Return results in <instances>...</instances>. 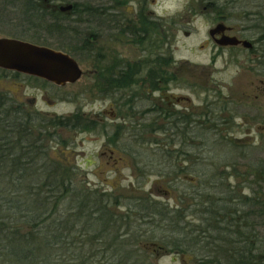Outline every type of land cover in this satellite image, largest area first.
<instances>
[{
    "label": "flooded vegetation",
    "instance_id": "af4514ba",
    "mask_svg": "<svg viewBox=\"0 0 264 264\" xmlns=\"http://www.w3.org/2000/svg\"><path fill=\"white\" fill-rule=\"evenodd\" d=\"M103 1L98 6L73 3L70 10L64 9L69 4L56 3L49 7L52 14L43 17L52 19L53 32L43 30L38 41L25 40L72 57L82 71L77 81L57 84L0 68L1 76L16 80L20 98L10 90L0 91L14 99L26 122L35 121L34 138L41 132L49 136L47 154L69 173L71 186L100 194L99 202L118 219H160L158 210H181L186 226L181 241L189 249L193 231L187 221L203 217L214 221L196 226L195 251L200 257L195 264H205L210 239L233 246L234 235L243 234L261 250L264 6L242 9L209 0L168 22L153 12L149 0ZM199 18L209 27L198 43L194 23ZM81 23L86 31L76 27ZM92 24L99 27V34ZM97 36L98 41L102 37L114 41L118 49L110 43L92 54L90 46ZM45 38L59 46L50 47ZM122 43L141 44V54L122 52ZM84 60L95 67L85 68ZM81 81L83 89L75 90ZM59 106L68 111L58 112ZM54 153L67 154L69 161L62 162ZM96 174L98 180H91ZM111 179L124 189L116 193L104 189L117 188L109 184ZM239 219L244 220L243 229L235 228L234 220ZM217 220H227L229 228L213 227ZM218 233L228 236L217 237ZM151 245L161 252L158 243ZM98 248L95 251L110 250L104 244Z\"/></svg>",
    "mask_w": 264,
    "mask_h": 264
},
{
    "label": "trees",
    "instance_id": "16d2710c",
    "mask_svg": "<svg viewBox=\"0 0 264 264\" xmlns=\"http://www.w3.org/2000/svg\"><path fill=\"white\" fill-rule=\"evenodd\" d=\"M201 1L206 4L205 0ZM125 2L128 0H107L111 4ZM54 4L53 0H0V9L16 6L21 13L19 22L25 35L32 32V40L38 41L41 31L53 32L52 19L43 17L52 14L54 10L49 7ZM84 45L86 47L87 42ZM20 111L14 99L0 91V264H102L99 258L107 251H99L98 247L103 244L110 249L109 256H105L111 258V264L148 262L150 253L139 247L149 239L147 233L150 234L148 230L140 229L143 223L128 220L125 216L118 219L104 203L100 204V194L71 186L69 173L63 165L47 154L45 142L49 136L41 132L34 138L35 121L26 122ZM69 195L77 197L76 213L65 212L62 208L63 199ZM89 204L98 208L91 210ZM158 211L160 219L143 220L152 226L153 237L158 236L157 232L163 234L160 242L171 253L197 254V234L194 233L197 225L188 226L193 231L190 236L193 243L188 245L191 249L186 248L181 241V230L186 227L180 216L181 210ZM205 218L199 222L213 224L214 221ZM234 222L235 228L243 229L244 220ZM213 227L224 230L229 228L228 221L217 220ZM219 236L227 238L228 235L218 233ZM207 243L209 251L204 253L208 257L204 259L205 264H228L231 256L232 264L264 263V247L261 250L254 247L243 234L234 235L233 246L228 242L215 243L211 239ZM91 244L98 249H89ZM131 246L139 252L132 251ZM217 247L223 249L216 250ZM128 248L129 253L123 251Z\"/></svg>",
    "mask_w": 264,
    "mask_h": 264
},
{
    "label": "rangeland",
    "instance_id": "374dc122",
    "mask_svg": "<svg viewBox=\"0 0 264 264\" xmlns=\"http://www.w3.org/2000/svg\"><path fill=\"white\" fill-rule=\"evenodd\" d=\"M55 3H59L61 5H65V4H84V5H89V6H98V5H102L103 4V0H53ZM208 0H205V3H207ZM216 4H220V5H226V6H239V8H242L243 6H247L250 5L249 7H256V8H262L264 6V0H215ZM148 4L151 5L152 10H154L153 12H155L156 15L159 16H163L166 18V20L168 22H173V20L177 19V18H181L185 16L186 11L189 9V7L192 5H198V4H204L201 0H149ZM16 6H13L12 8H6V9H0V37H9V38H22L25 37V40H32V32H27L28 34L25 35V29H23L24 27H22L20 25L19 22V18L21 17V13L19 10H17L15 8ZM243 9V8H242ZM240 9V10H242ZM131 10V9H130ZM242 11H240V13L234 12V18L237 15H241ZM232 18V19H234ZM185 20V19H184ZM235 20V19H234ZM202 18L197 19V22L194 23V26L197 27L199 30V37L197 42H202L204 41L205 37L207 36V28L209 27L207 24L202 23ZM77 28H80L84 31H86L88 28L87 26H85V24H76ZM91 28L94 30V32H98L99 34V27L97 25H91ZM92 30V31H93ZM183 38V35H180ZM99 36H97L96 39H94V41L92 40V45L90 47H92V54H98L100 51V47L104 46L105 44L110 46V43H112L114 47H118V44H116L114 41H104V38L102 37V41H98ZM180 38V39H182ZM47 39V38H45ZM100 39V38H99ZM182 41V40H181ZM47 45H49L50 47H58L59 43L56 42L53 39H47L46 40ZM127 43H122L121 45V49L122 52H127V50H131V51H136L135 53H140L141 52V44L140 45H134V47H130L129 45H126ZM178 46H181V44L179 43ZM187 46H192V44H187ZM186 46V47H187ZM70 47V46H69ZM118 49V48H117ZM181 51H184V48L181 47ZM115 52V51H114ZM185 55H187L186 51L183 52ZM141 54V53H140ZM95 57V56H94ZM97 58H93L91 59V61L96 63ZM91 61H87L83 63L85 68H93L95 67V64ZM83 61H81L82 63ZM98 62V61H97ZM14 80V78H13ZM16 81V80H14ZM14 81L10 82L9 79L4 78V76L0 75V90H6V91H11L10 93L12 96L16 97V98H20L19 96V88L17 83H15ZM85 85V81H81L79 83H77V85L75 86V90H80L83 89ZM42 108L46 109V106L41 105ZM51 111V109H50ZM58 112H66L68 111V107L66 106H59V108H57ZM81 150V149H79ZM55 157H59V159L66 163L67 161H69V156L67 154L61 153V154H57L54 153L53 154ZM38 167H35V169ZM51 172V171H50ZM97 176L95 177H90L91 180L97 181L98 178L100 177L98 174H96ZM103 179V178H101ZM70 183V181H69ZM111 184V186L114 188V186L116 185L117 188L112 189V188H104L107 190H113L115 191H121L124 188L122 186H119V183H117L116 179H111V182L109 183ZM75 188H80L79 186ZM45 196V195H44ZM77 197L73 196V195H69L67 198L63 199L62 202V208L65 209V212L68 210V212L70 213H76V207H74L77 203ZM104 202L101 201L100 204H103ZM105 204V203H104ZM85 207V206H84ZM87 218V217H86ZM143 224H141L140 229H142L143 231L148 230L150 232V234L147 233L146 236H148L149 239H146L147 241H144L140 244V249L144 250V251H149L150 256L148 259V262H142L141 264H149V263H154V264H195V261L199 256H197V254L195 253H183L184 256H180L178 253H171V252H164V245L162 242H160V238L161 236H163V234H160L159 232H157L158 236L157 237H153V230L151 229V225L150 224H145V221L140 220ZM200 219L196 218V219H189L187 222L190 225H198V226H202L205 227L206 224L202 225L201 222H199ZM209 225V224H208ZM88 226V225H87ZM147 232V231H146ZM145 235V234H144ZM153 243H158L159 246L162 248L161 252L155 251L154 248L151 244ZM93 244H97L93 243ZM97 247L95 245L90 246L89 249L91 250H95ZM130 249L132 251H136L139 252L138 249H136L135 247L131 246ZM93 250V251H94ZM122 251V250H121ZM124 252L127 251V253H129V248L128 250H123ZM91 252V251H88ZM106 256H109V251L104 252ZM170 253V254H169ZM133 254V253H132ZM105 255H103L101 258H99L101 260L102 264H111V261L108 257H106ZM105 256V257H104ZM143 258V256H142ZM113 259V258H112ZM203 259H205L204 255H203Z\"/></svg>",
    "mask_w": 264,
    "mask_h": 264
},
{
    "label": "water",
    "instance_id": "95a60500",
    "mask_svg": "<svg viewBox=\"0 0 264 264\" xmlns=\"http://www.w3.org/2000/svg\"><path fill=\"white\" fill-rule=\"evenodd\" d=\"M69 4L65 10H70ZM0 68L22 72L57 84L72 83L82 71L76 61L49 47L20 40L0 37Z\"/></svg>",
    "mask_w": 264,
    "mask_h": 264
}]
</instances>
